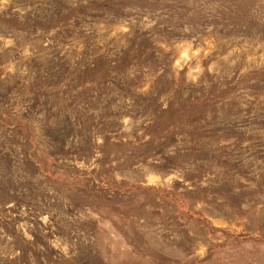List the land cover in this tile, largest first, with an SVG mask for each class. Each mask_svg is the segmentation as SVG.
Wrapping results in <instances>:
<instances>
[{
    "label": "rangeland",
    "instance_id": "obj_1",
    "mask_svg": "<svg viewBox=\"0 0 264 264\" xmlns=\"http://www.w3.org/2000/svg\"><path fill=\"white\" fill-rule=\"evenodd\" d=\"M0 264H264V0H0Z\"/></svg>",
    "mask_w": 264,
    "mask_h": 264
}]
</instances>
